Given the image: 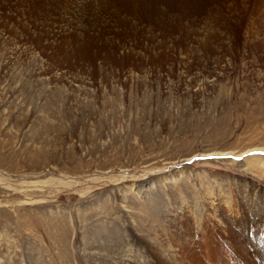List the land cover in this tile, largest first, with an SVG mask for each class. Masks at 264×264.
Returning <instances> with one entry per match:
<instances>
[{
  "label": "rangeland",
  "instance_id": "rangeland-1",
  "mask_svg": "<svg viewBox=\"0 0 264 264\" xmlns=\"http://www.w3.org/2000/svg\"><path fill=\"white\" fill-rule=\"evenodd\" d=\"M72 1L0 0V264H162L190 234L237 264L211 205L231 195L264 250V7L150 2L137 26L132 0Z\"/></svg>",
  "mask_w": 264,
  "mask_h": 264
},
{
  "label": "bare ground",
  "instance_id": "bare-ground-1",
  "mask_svg": "<svg viewBox=\"0 0 264 264\" xmlns=\"http://www.w3.org/2000/svg\"><path fill=\"white\" fill-rule=\"evenodd\" d=\"M65 1H67V3L68 2H70L71 3V1L72 0H65ZM178 0H132L131 1V14H130V17H134V20L136 19V22H133L132 21V19H131V21L134 23L133 25H137V24H139V22H138V18L137 17H139V14H138V10L141 8V6L140 5H145L146 3H147V5H146V7L147 6H149V5H151V4H149L150 2L152 3V5H158V4H163V5H165V6H167V7H174V8H167V9H165V11L163 12V14L164 15H166V14H171L172 16H174V15H176L177 16V14H180L181 15V13L182 12H184V10H183V7H182V4L183 3H190L192 0H182L183 1V3L182 4H176V2H177ZM180 1V0H179ZM195 1V0H194ZM199 1V4L198 5H200V4H204V2L206 1H204V0H198ZM198 1H196V3L198 2ZM216 0H213V2H215ZM243 1V0H242ZM73 2V1H72ZM109 1L107 0V1H97V0H80V2H78V3H75V5H76V8H79L80 7V9L81 8H83V9H85V8H93L94 10H97V7H98V10L99 9H101L99 12L102 14V15H106V13H108V12H110V8H108V7H106L109 3H108ZM119 2H121V1H119ZM181 2V1H180ZM244 2H253L254 4H256V5H258V4H260V5H258V6H260V7H264V0H244ZM207 3V2H206ZM215 3H217V2H215ZM123 2H121V6H123ZM191 4V3H190ZM210 3L208 2V5H209ZM191 5H193V4H191ZM195 5H197V4H195ZM195 5H193V6H195ZM197 5V6H198ZM208 5H206L205 7V11H204V13H203V11H201L203 14H202V16L201 17H215L214 16V14L212 13V12H210L209 10H208ZM105 7L107 8V9H105ZM175 7H176V9H175ZM202 7V6H201ZM260 7L259 8H257V10H259L260 9ZM151 8V7H150ZM150 8H148V9H150ZM194 8V7H193ZM105 9V10H104ZM155 9V8H154ZM203 9V8H202ZM119 10V9H118ZM153 10V9H152ZM199 10H200V8H199ZM78 11H80V13H81V10H78ZM133 11V12H132ZM189 11H191V8H190V6H189ZM77 12V11H76ZM160 12V11H159ZM79 13V12H78ZM85 13V12H84ZM190 13V12H189ZM99 14V13H98ZM118 14V13H117ZM124 13H122L121 14V16H123V17H128V16H125V14L123 15ZM174 14V15H173ZM67 15V14H66ZM73 15H76V13L74 14H72L71 15V17H77V15L76 16H73ZM80 15V14H79ZM79 15H78V18H79ZM179 15V16H180ZM262 16V15H261ZM85 17V16H84ZM95 17H97V16H95ZM99 17V16H98ZM105 17V16H104ZM170 17V16H169ZM178 17V16H177ZM72 20V19H71ZM127 20V19H126ZM78 21V20H77ZM125 21V20H124ZM129 21V20H128ZM121 22H123V21H121ZM77 23V22H76ZM81 23V22H80ZM141 24V23H140ZM140 24L139 25H137V26H140ZM82 25V24H81ZM67 26V25H66ZM76 28H77V26H76ZM133 28V27H132ZM81 29V28H80ZM138 29V28H137ZM77 30V29H76ZM82 30V29H81ZM139 30V29H138ZM84 31V30H83ZM76 32V31H75ZM84 34V33H83ZM122 48V47H121ZM79 164V163H78ZM173 176V175H172ZM147 187H148V185H145V184H142L141 185V187H140V190H141V193H142V196H143V198L142 199H144V200H147L148 199V197H149V194L151 193L150 191H149V188L147 189ZM130 190V189H129ZM134 190V189H133ZM147 190V192H145ZM137 192V191H136ZM203 195V194H202ZM201 195V196H202ZM205 199V198H204ZM203 199V200H204ZM208 199V198H207ZM206 199V200H207ZM126 200V199H125ZM206 200H204V203H205V201ZM119 201V200H118ZM231 201H232V203H233V207L232 208H230V209H227L226 210V208H222V207H220L221 205L220 204H216V202L213 200L212 201V210L214 209V211H213V217H214V220H215V227H217V230H214V232L215 233H217V234H219L220 233V235L222 236L221 238L225 241V243H227V246H228V248L232 251V253H234L237 257H239V258H242V260L241 259H239L238 258V261H237V264H264V250H262V249H260L258 246H257V238L255 237V238H253V237H250L249 235L251 234H246V235H244L245 237H247L250 241H251V244L252 245H254L253 246V254H250V253H248V248L245 250V249H242V245H240V244H238V243H236V240L238 239V237H232L233 235H235L234 233L237 231V232H239V234L240 235H243L244 233H242L241 231H240V227H242V225H244V220L246 219H248L249 220V218H253V219H255L256 218V216H260L258 213H256V212H253V211H247V210H245V209H243V208H241V206H240V204H239V201L237 200V197H235L234 195H231ZM123 202V201H122ZM126 203V202H125ZM201 203V202H200ZM127 204V203H126ZM142 204V203H141ZM262 204V214H261V217H264V206H263V203H261ZM203 205V204H202ZM209 205V204H208ZM127 206V205H126ZM126 208V207H125ZM132 209V208H131ZM126 210V209H125ZM132 210H134V209H132ZM170 210V209H169ZM141 211V210H140ZM130 212V211H129ZM142 212V211H141ZM134 213V212H133ZM139 214V213H138ZM140 214H142V213H140ZM147 214V213H146ZM188 214V213H187ZM149 215H151V214H149ZM147 216L146 215V217L148 218V217H153V216ZM140 216H142V217H144V215L142 214V215H140ZM178 216H180V217H182L183 216V213H179L178 214ZM178 216H174L173 217V220H176V221H178ZM209 216V215H208ZM146 217H145V220H146ZM171 217V216H170ZM184 218V217H183ZM160 219H161V216H160ZM201 219H203V218H201ZM144 220V221H145ZM147 221H148V219H147ZM155 221V220H154ZM156 221H158L157 219H156ZM187 221L188 220H186L185 221V223H187ZM160 222V221H159ZM159 222H157V223H159ZM164 222V221H163ZM250 222V221H249ZM145 223V222H144ZM154 223V222H153ZM174 223V222H173ZM242 223V224H241ZM257 230H259L260 228H261V226H262V223H264V221H262V220H260V223H258V220H257ZM146 224V223H145ZM163 224V223H162ZM189 224V223H188ZM187 224V225H188ZM264 225V224H263ZM160 226V225H159ZM163 226V225H162ZM174 226V225H173ZM178 226V225H177ZM186 226V225H185ZM250 226V225H249ZM165 227V226H164ZM169 227V226H168ZM235 227V228H234ZM178 228V227H177ZM180 228V227H179ZM191 228V227H190ZM243 229H247V227H242ZM167 226H166V229L164 228V229H162V233L164 234V235H166L165 234V231H167ZM169 230V229H168ZM179 230V229H178ZM253 230H254V232H256L255 231V229L253 228ZM183 231V230H182ZM158 232V231H157ZM169 233H170V231H169ZM171 234V233H170ZM190 234V233H189ZM169 235V234H168ZM226 237H231V239H230V242H228V241H226ZM260 238H261V241H263L262 240V237L261 236H259ZM174 238V237H173ZM188 238H190V241L191 242H193V244H194V247L197 245V243H195V238L193 237V235L192 234H190V237H188ZM175 239H177V238H175ZM173 240V241H170L169 243H168V245H167V247L166 248H164V251L163 250H158V252L160 253L159 255H160V260H161V262H162V264H202L201 263V260H200V256L198 255V250H197V248L195 247V249H196V253L197 254H195V255H193L192 254V248H193V244H190V243H186L185 242V239L184 238H179V239H177V240ZM151 241H152V239H151ZM141 242V241H140ZM242 244V243H241ZM148 246H149V244H148ZM145 247H146V245H145ZM242 249V250H241ZM133 251V250H132ZM148 253V252H147ZM149 253H150V251H149ZM148 253V254H149ZM147 254V255H148ZM93 255V254H92ZM123 256V255H122ZM96 257V256H95ZM146 257V256H145ZM259 258V259H257V260H255L254 258ZM93 259V258H92ZM147 259V258H146ZM146 259H144V261L146 260ZM259 261V262H258ZM145 262H147V261H145ZM160 262V263H161ZM123 264V263H122Z\"/></svg>",
  "mask_w": 264,
  "mask_h": 264
}]
</instances>
